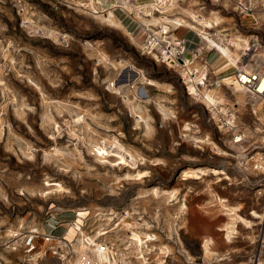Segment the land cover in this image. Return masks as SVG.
<instances>
[{"label":"rangeland","instance_id":"rangeland-1","mask_svg":"<svg viewBox=\"0 0 264 264\" xmlns=\"http://www.w3.org/2000/svg\"><path fill=\"white\" fill-rule=\"evenodd\" d=\"M149 1L0 0V264H75L83 238L129 233L134 264L141 255L151 264L264 263L262 107L243 92L238 100L233 86L216 92L244 128L233 142L180 73L143 51L131 18L141 24L134 7ZM173 3L177 17L195 18L194 29L237 55L229 64L204 42L221 71L249 41L264 61V0ZM108 11L120 26L102 19ZM114 142L133 157L128 166L96 159ZM46 182L62 191L45 195Z\"/></svg>","mask_w":264,"mask_h":264},{"label":"built area","instance_id":"built-area-1","mask_svg":"<svg viewBox=\"0 0 264 264\" xmlns=\"http://www.w3.org/2000/svg\"><path fill=\"white\" fill-rule=\"evenodd\" d=\"M239 6L243 11H249L251 8L249 3L248 5L239 3ZM134 9L137 11V15H142L144 19L139 24L135 17L131 18L132 22L137 23L142 30L143 51L154 56L158 62L179 72L186 92L206 103L212 120L218 128L231 134L233 142H241L244 137V128L236 123L234 106L231 108L218 102L213 104L207 100L206 94L213 91L214 97L218 99L215 94L222 87H238L249 98L258 100L264 112V61L257 64V43L249 41L236 64L224 70V72L231 70V74L217 78L216 69H212L210 66V62L215 60L216 55L210 53L211 49L207 51V47H204L203 44L209 42L204 35L193 28V26H199L195 18L189 17L190 20H188L177 17L178 15L176 16L173 12L175 10L173 0H152L142 5L138 4ZM194 16L203 19L199 15ZM181 29H188L196 40L193 37L188 39L179 36L178 32ZM205 35L207 36L208 33ZM229 78L233 81L225 83ZM131 225L125 224L128 232L132 230ZM76 230H80L78 219L74 234ZM107 232L99 233V237L104 236ZM131 234L120 237L117 242L97 241L90 237H85L82 241L85 246L87 245L90 254L95 251L98 260L95 264H134L130 253L133 244ZM52 255L59 257V250H53ZM78 259L79 257L76 256L75 264L80 263ZM136 260H141V264H151L147 256L145 259L141 255Z\"/></svg>","mask_w":264,"mask_h":264},{"label":"bare ground","instance_id":"bare-ground-1","mask_svg":"<svg viewBox=\"0 0 264 264\" xmlns=\"http://www.w3.org/2000/svg\"><path fill=\"white\" fill-rule=\"evenodd\" d=\"M100 16H101V14H100ZM102 17V19L103 20H105V21H107L108 23H110L111 25H116V26H120V22L118 21V19L115 17V15H114V13L112 12V11H108L106 14H104V15H102L101 16ZM206 24V26H205V28L207 27V26H209L207 23H205ZM205 33L206 32H204L202 35H204L205 37H206V39H207V41L211 44V45H213L214 47H216L219 51H220V56H223V58L226 60V62H229V64H234L235 63V58H236V56L237 55H235V54H233L231 51H230V49H228V48H224V47H221L220 45H218V44H216L214 41H212L211 39H209L206 35H205ZM132 77H130V76H127V80L128 81H132ZM126 80V79H125ZM127 80H126V82H127ZM127 84H128V82H127ZM131 84V83H130ZM119 85V84H118ZM235 88H237L238 89V93H237V99L239 100V99H243L244 98V94H246L244 91H241L238 87H235ZM240 92H243V93H240ZM213 94V95H212ZM206 97L208 98L207 100H209L211 103H213V104H216L217 102L218 103H220V101H219V99H216L215 97H214V93L212 92V93H208V94H206ZM236 105V104H235ZM233 107V106H232ZM111 147L110 148H112V144L110 145ZM113 147H114V149L112 150V149H107V148H105V147H98L97 149H96V154H95V156H96V159L97 160H107V157H115L116 159L114 160L115 162L114 163H116V164H118V165H126V166H128L129 165V162L133 159V157L131 156V155H129L128 153H125L126 151L122 148V146L120 145V144H118V142H114V145H113ZM58 151V150H57ZM124 153V154H123ZM109 159V158H108ZM112 165V164H111ZM214 171H216V169H214ZM204 172H205V170H204ZM203 172V173H204ZM216 173V172H215ZM218 173V172H217ZM216 173V174H217ZM127 175V174H126ZM185 175H189V176H195V173L194 174H192V172H189V173H185ZM197 175V174H196ZM130 176V175H129ZM126 177V176H125ZM126 178H128V177H126ZM45 186H47V187H49L50 189H47V190H45L44 191V194L45 195H48V194H50L51 193V187H55L54 188V191L55 192H61L62 191V188H61V186L59 185V184H57V183H51V182H46L45 183ZM157 190V189H156ZM156 190H154V191H152V193H154L155 195H158L157 194V191ZM145 193V192H144ZM183 208H181V210H182ZM234 211V210H233ZM232 211V212H233ZM234 213V212H233ZM83 212H80V213H78V222H81V219L82 218H84V216H83ZM226 230H227V232H228V234L230 233L229 231H231L232 229L230 228V227H226ZM72 231V230H71ZM103 235V234H102ZM90 241V240H89ZM209 243H210V241H208V240H206V241H204L203 242V245H202V249H203V252H204V254H207V253H210L211 251H210V249H209ZM82 250H81V254L82 255H84L83 257H80L79 258V261H80V263L79 264H84L85 263V261H87V256L89 255V256H93L94 258H95V261H96V263L98 262V260H97V258H96V255H95V251L94 252H92L91 254L88 252V247H87V245L85 246V244H84V242L82 241ZM78 255H79V253H78ZM81 256V255H80ZM90 259V258H89ZM91 260V259H90ZM94 261V260H93ZM99 261H100V259H99ZM95 264V263H94ZM261 264H264V263H261Z\"/></svg>","mask_w":264,"mask_h":264},{"label":"crops","instance_id":"crops-1","mask_svg":"<svg viewBox=\"0 0 264 264\" xmlns=\"http://www.w3.org/2000/svg\"><path fill=\"white\" fill-rule=\"evenodd\" d=\"M178 35L181 36V37H186L188 39L189 38L192 39V37L194 38V35L188 29H181V30H179ZM194 40H196V39L194 38ZM194 40H192V41H194ZM210 66H211L212 69H217L216 70V72H217V78H220L222 76H225V75L229 74V72H230V71L224 72V71H221L220 69H218V67L220 66L219 61H215L214 60V61L210 62Z\"/></svg>","mask_w":264,"mask_h":264}]
</instances>
